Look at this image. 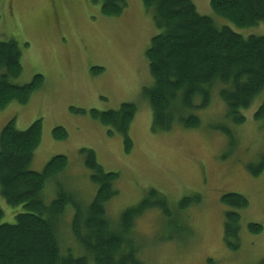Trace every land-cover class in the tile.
<instances>
[{
	"label": "rangeland",
	"instance_id": "1",
	"mask_svg": "<svg viewBox=\"0 0 264 264\" xmlns=\"http://www.w3.org/2000/svg\"><path fill=\"white\" fill-rule=\"evenodd\" d=\"M192 1L218 27L229 26L244 37L264 35V22L238 27L216 14L211 0ZM125 2L120 14L108 16L91 0H0V40L16 41L21 51L22 71L12 82L23 85L35 75L43 77L26 103L12 101L0 109V132L11 120L24 130L41 119V141L30 169L40 172L51 157H67L64 171L46 181L45 202L55 197L58 182L84 203L93 199L97 186L84 166L82 148L92 149L104 171L118 175L117 194L105 205L112 221L149 190L164 195L169 213L151 207L134 221L143 264H264V114L255 116L264 90L242 110L241 124L225 117L216 86L210 105L195 112L198 127L178 124L153 131L152 109L142 91L153 82L145 54L160 29L142 0ZM124 102L136 106L129 152L122 133L89 114ZM56 127L66 131L65 138L54 137ZM228 193L244 195L248 205L239 209L223 202ZM185 197L187 205L180 209ZM0 207V223H13L23 211L1 194ZM233 213L237 220L229 219ZM250 224L262 228L254 231Z\"/></svg>",
	"mask_w": 264,
	"mask_h": 264
},
{
	"label": "trees",
	"instance_id": "2",
	"mask_svg": "<svg viewBox=\"0 0 264 264\" xmlns=\"http://www.w3.org/2000/svg\"><path fill=\"white\" fill-rule=\"evenodd\" d=\"M91 1L99 3L108 16L120 14L126 6L125 0ZM142 2L160 29L145 54L153 82L142 91L152 109L153 131H168L178 124L198 127L200 119L195 112L210 105L216 86L225 104V117L234 125L243 123L242 110L264 90V35L244 37L229 26L218 27L212 18L197 12L192 0ZM211 7L238 27L264 22V0H211ZM21 71L17 42L0 40V109L12 101L26 103L42 84L39 74L23 85L13 83ZM135 113L132 102H124L118 109L89 112L123 134L126 152L131 149L128 130ZM261 114L264 104L255 116ZM218 128L231 135L228 128ZM53 134L63 139L66 131L56 127ZM41 135V119L24 130L16 129L11 120L0 132V194L9 205L23 207L13 223H0V264H143L138 257L141 246L134 240V221L151 207L169 213L166 197L151 189L137 205L126 208L117 221H112L105 205L117 194L114 182L118 175L104 171L95 152L82 148L84 166L97 186L93 199L84 203L58 182L55 197L45 202L46 181L64 171L67 157H51L40 172L30 169ZM188 200L181 199L178 207L183 209ZM222 201L239 209L248 205L239 193H228ZM3 213L0 207V218ZM229 219L237 220L238 214H230ZM249 226L254 231L262 228ZM225 233H229V225Z\"/></svg>",
	"mask_w": 264,
	"mask_h": 264
}]
</instances>
